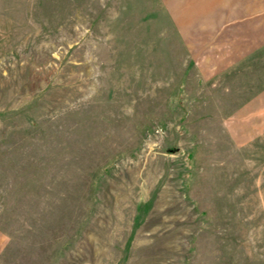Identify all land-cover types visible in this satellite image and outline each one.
Returning a JSON list of instances; mask_svg holds the SVG:
<instances>
[{"label":"rangeland","instance_id":"obj_1","mask_svg":"<svg viewBox=\"0 0 264 264\" xmlns=\"http://www.w3.org/2000/svg\"><path fill=\"white\" fill-rule=\"evenodd\" d=\"M0 264H264V0H0Z\"/></svg>","mask_w":264,"mask_h":264}]
</instances>
